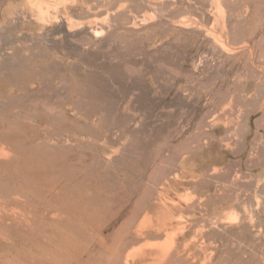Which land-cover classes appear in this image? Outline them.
<instances>
[{"label":"rangeland","instance_id":"obj_1","mask_svg":"<svg viewBox=\"0 0 264 264\" xmlns=\"http://www.w3.org/2000/svg\"><path fill=\"white\" fill-rule=\"evenodd\" d=\"M0 126L91 264H264V0H0Z\"/></svg>","mask_w":264,"mask_h":264},{"label":"bare ground","instance_id":"obj_2","mask_svg":"<svg viewBox=\"0 0 264 264\" xmlns=\"http://www.w3.org/2000/svg\"><path fill=\"white\" fill-rule=\"evenodd\" d=\"M39 6L42 7V5ZM3 138H0V140H3ZM5 157L8 158V154H6L3 148H0V159H3ZM15 180L17 179L15 178ZM19 184L20 183H18L17 181L16 182L13 181L8 186L6 185L7 187L4 186L6 188L4 192L2 191V189L0 192V264H91V261L92 259H94L95 255L101 251L100 244L102 242L100 243L97 240L101 238H98L99 236L97 235L98 236V237L96 236L97 239H94L93 241L90 240L91 241L90 242L89 240L87 241V240H83L82 238L71 236L69 235L70 233L67 235L66 234L67 232L66 233L64 232V230L66 229L62 230L63 227L62 226L59 227V224H62L64 222H71V224L74 223V220H71L69 215H68L69 217L63 215L65 209L61 207L62 205L57 208L60 209L63 208L64 209V210L62 209L63 212L62 210L57 209L55 207V205L59 204L60 202L56 203L55 205L53 204L54 198L58 195L55 192V190L57 191V189L60 187L59 184H57L58 188L54 187L53 189L51 188L52 190L49 189L50 192L48 193L47 197L49 198L51 197L52 200H50V202H47V204H45V202H42L44 205L42 207L39 206L40 208L37 209L36 212L37 218H35L31 213L24 211L25 207L23 205V199L21 198L22 188L20 187ZM57 198L55 199V201L62 200ZM74 211L76 210L74 209ZM147 219L148 220L146 221V223L136 231V234L139 238L146 237L149 234L151 228L157 227L150 218ZM237 220H238V214L236 215L235 213L228 214V217L226 218L227 222H235ZM94 223L91 224L92 227ZM81 225L79 224V228L81 229L85 228L84 225L83 226ZM85 225L87 226V224ZM159 227L160 229H162L163 225H159ZM164 229L168 230V228H164ZM31 232L35 233V237L33 238L28 237V235ZM175 239L176 238H174V235L172 234L170 240L171 246H174L176 242H178ZM176 247L178 253H181L182 251H185L189 248L188 246H186L182 248L181 251L180 250L181 245L179 246L177 245ZM148 252L149 251L147 250L143 251L141 257L142 262L140 264H148L147 260L150 258V255L153 253L152 252L151 254H148ZM109 256H110V260L112 259L117 261L116 264H119L118 262L123 261V257H124L123 254L120 252V250H115V249L111 250ZM124 261L125 262L123 264H129V261L127 259ZM182 261L183 263L184 262L186 263L188 260H186V258L184 257ZM158 264L161 263L159 262Z\"/></svg>","mask_w":264,"mask_h":264}]
</instances>
